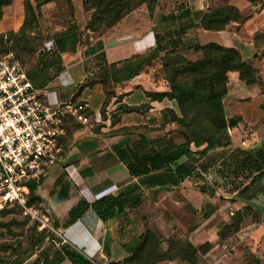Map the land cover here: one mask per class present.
<instances>
[{
  "label": "crops",
  "instance_id": "crops-1",
  "mask_svg": "<svg viewBox=\"0 0 264 264\" xmlns=\"http://www.w3.org/2000/svg\"><path fill=\"white\" fill-rule=\"evenodd\" d=\"M22 1L12 0L4 6L0 23L9 18L5 11L20 9ZM222 5H233L248 18L242 23L230 22L219 31L198 26L209 7ZM79 11L82 12L81 4L76 13ZM68 26L81 30L77 21ZM18 28L8 29L16 31ZM6 30L0 28V32ZM209 42L236 49L241 58L257 70V82L252 85L239 80L236 71L228 72L223 112L227 119L238 117L236 124L228 128L229 143L201 155L193 154L199 157L198 163L202 162L203 167L197 166L182 179L166 168L132 176L118 159L113 145L122 140L129 145L140 134L148 140L164 135L176 125L169 123L158 128L162 110L169 108L178 113V109L174 100H153L147 95V92L166 90L164 80H157L148 70L149 64L164 51L145 62L130 79L113 82V76H125V70L118 69L154 52L157 45L166 50H178L187 59L196 60L200 55L193 47ZM35 72L27 71L34 85L43 90L52 103L75 97L78 101L89 100L91 107L86 108L94 111L99 107H94L92 99L102 100L104 81L113 90L106 107L107 118L102 123L110 130L122 128L125 134L103 136L91 132L84 138L76 135L81 131L74 133L73 142L79 141L67 152L64 148L67 155L60 156L59 160L64 164L63 170H56L43 179L38 193L53 212L58 236L93 264H103L102 257L111 258L114 249L108 245L117 243V239L123 243L131 240L130 236L121 239L127 234L138 236L150 230L157 235L181 229L189 231L194 239L211 243L218 238L222 225L229 221L232 213L229 209L237 210L246 204L255 209L264 208V169L257 176L258 170L246 161L249 154L264 147V109L261 107L264 101V7L254 6L247 0H157L151 16L146 6L141 5L114 26L90 37L89 44H78L74 52H54L51 47ZM92 80L101 82L88 85ZM89 103L84 102L86 106ZM149 131L159 135L150 136ZM202 147L190 149L194 152ZM68 158L70 163L66 165ZM186 159L184 156L178 163ZM103 197H122L123 212L101 219L90 205ZM79 201H85L89 207L70 220L69 211ZM178 211L189 220L196 215H201L202 220L189 225L180 221ZM20 264H29V261ZM59 264L70 263L64 259Z\"/></svg>",
  "mask_w": 264,
  "mask_h": 264
},
{
  "label": "trees",
  "instance_id": "trees-1",
  "mask_svg": "<svg viewBox=\"0 0 264 264\" xmlns=\"http://www.w3.org/2000/svg\"><path fill=\"white\" fill-rule=\"evenodd\" d=\"M51 1L55 0H24L22 23L18 30L8 31L10 36H17L18 40L21 41L31 21H36L37 18V8L34 7L33 3L39 6ZM247 1L259 8L264 7V0ZM11 2L12 0H0V17L2 16L3 7L11 4ZM156 3L157 0H83V10L90 11L85 29L90 32H96L101 27L108 29L141 5H145L148 13L152 15ZM247 18L233 5L211 6L201 16L198 26L205 30L219 31L224 29L230 22L242 23ZM75 30V27L68 26L54 37V52L75 51L76 46L82 43L81 32ZM255 37H257V34ZM8 40L7 35L0 33V52L2 50L9 51ZM193 50L200 56L196 60H189L178 50H166L161 45H157L154 52L132 64L125 65L124 68L118 69L119 71L124 69L125 76L117 77L114 75L112 78L113 82L132 78L141 70L145 62H150L158 57L159 52L164 51V54L158 58L161 60V67L168 83V89L147 92V95L153 100L168 98L175 101L178 113L169 108L163 109L158 128H164L169 123H174L176 127L169 129L164 135L150 140L145 135L140 134L138 139L129 145L126 140L113 145L118 159L127 167L132 176H140L156 169L166 168L173 170L182 179L190 175L197 166L201 169L203 167L202 162L198 163L199 157L193 156L194 152L190 149L191 145L197 148L203 146L197 151L201 155L208 150L229 143L228 128L236 124L238 117L227 119L223 112L222 98L228 90V72L236 71L239 80L245 85H252L257 82V70L249 62L243 60L236 49L231 47L209 42L197 44L193 47ZM118 70L115 69V73ZM104 83L106 84L105 81ZM109 98H111V95ZM72 100H76L75 97ZM261 107L264 109V103ZM105 109L106 107H102L104 118L106 117ZM72 120L70 118L66 121V132L67 123ZM175 134L181 139L179 142L175 140ZM62 140L63 138L61 142ZM184 156L187 159L178 163ZM246 161L249 166H255L258 170L257 176L261 175V169H264V147L249 154ZM42 181L43 178L40 183ZM37 186L36 183L30 184L27 195L28 205H32L33 200L42 201L35 194ZM88 207L89 205L85 201H79L69 211L70 220L77 218ZM90 207L101 219L106 220L122 213L124 202L122 197H103L94 201ZM251 208L253 207L246 204L233 211L229 215V221L224 223L218 230V239L222 240L229 234L237 232L245 214L244 211H250ZM15 211V209H3L0 211V218L6 214L15 213ZM23 220L28 221V217ZM8 222L4 223L0 219V226L8 227ZM54 224L57 223L54 221ZM156 243V235L150 230L140 233L137 238L126 246L128 255L123 258L122 262L140 256L144 252L147 253L148 248ZM211 246L210 242H204L201 245V248L204 249L202 252H205ZM195 252V248H192L194 255ZM56 255L59 257L54 263L48 260V255L43 254V258L37 259L34 264L39 262L59 264L64 259H67L70 264H93L67 243L61 244ZM20 263L16 262L14 264ZM118 263L120 261L115 260L110 261L108 264Z\"/></svg>",
  "mask_w": 264,
  "mask_h": 264
},
{
  "label": "rangeland",
  "instance_id": "rangeland-1",
  "mask_svg": "<svg viewBox=\"0 0 264 264\" xmlns=\"http://www.w3.org/2000/svg\"><path fill=\"white\" fill-rule=\"evenodd\" d=\"M23 1L20 9L16 10L14 8L11 11L7 9L5 12L9 17L8 20L4 21L3 24L0 23V28L5 27L7 29L0 33L7 35V38H9L7 45L10 47L8 52L2 50L0 57L6 54L13 55L21 67L34 74L38 69L41 59L53 47L54 37L62 32L70 22L77 21L79 23L82 44L84 45L90 43V37H95L105 30L104 27H101L96 32L86 31L85 25L89 19L90 11L83 10V0H70L69 2L68 0H55V4L51 3L49 6H43V4L36 6L33 3L34 7L37 8L36 21H31L29 27L23 34L24 38L20 41L17 36H10L8 31L14 30L8 28H18L22 22L21 14L22 17L24 16ZM216 2L218 3V1ZM80 4L82 12L79 11V13H76V9L80 7ZM9 22L11 24H8ZM148 70L156 75L157 80L161 82L164 80L167 90L168 83L161 67V60L157 59L152 61L148 66ZM96 82L100 83L101 81L92 80L88 81L87 84L92 85ZM262 89L264 91V88ZM111 93H113L111 86L103 83L102 100L99 97L92 99L93 105H95L94 107L99 108L94 111L86 108L85 112L83 111V115L86 118L85 121L78 122L72 120L67 123V132L61 142L63 146L62 151L56 161L54 169L44 179L52 176L56 170L59 172L63 170L64 164L59 162L60 156L63 157L64 155L65 157L67 155L65 150L67 152L68 149L72 148L74 143L79 141L73 142L74 133L77 131L81 132L76 135L84 138L91 135V132L103 136L125 134V132H122V128L110 130L102 123V120L107 118L106 113L105 118L102 115V107H108ZM44 99L47 101L48 97L45 96ZM86 101L89 103V100H82L80 102L84 103ZM87 107H91V104ZM76 126L79 127L76 129ZM102 127H105V129L101 130ZM149 135L155 136L159 134H154L149 131ZM174 136L178 141L181 140L178 135L175 134ZM190 147L194 146L191 145ZM197 151L194 150V154H198ZM65 163L66 165L70 163L69 158L65 160ZM43 183L44 180L35 189L37 196ZM32 207L34 210H37L39 218L43 221L37 219L31 221L29 217L28 221H26L23 220L25 217L19 213H9L0 218L4 223L10 221L8 222V227L0 226V264H14L25 260H28L29 264H34L37 259L43 258V254L48 255V260L52 263L58 259L59 256L56 255V252L61 244L65 242L58 234L52 231L54 229L57 232L53 222L55 218L53 212L42 201L33 200ZM229 211L233 212L235 210L231 208ZM244 213L239 230L229 234L222 240L217 238L214 242H211L212 246L205 252H202L204 249L201 248V245L204 242L200 241V239H194L189 235V231L174 229L173 231L157 234V245H151L147 253L144 252L140 256L122 262L123 258L128 255L126 246L137 238V236L127 234L126 237L122 236L121 239L130 236L131 240L127 239L123 243L117 239V243L112 246L108 245V247L114 249V255L111 258L102 257L101 259L104 261L102 263L108 264L114 258L116 261H120L118 264H264V208L259 206V208H251L250 211L247 210ZM178 216L180 221L189 223V225L192 222L195 224L202 220L201 215H196L190 220L182 216V214L180 215V213ZM42 217L46 218L47 221ZM192 248H195V255L192 253Z\"/></svg>",
  "mask_w": 264,
  "mask_h": 264
},
{
  "label": "built area",
  "instance_id": "built-area-1",
  "mask_svg": "<svg viewBox=\"0 0 264 264\" xmlns=\"http://www.w3.org/2000/svg\"><path fill=\"white\" fill-rule=\"evenodd\" d=\"M45 96L13 55L0 57V211L15 209L31 221L43 220L27 204L30 184L38 185L54 169L66 121L86 119V104L52 103Z\"/></svg>",
  "mask_w": 264,
  "mask_h": 264
}]
</instances>
